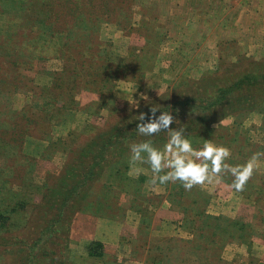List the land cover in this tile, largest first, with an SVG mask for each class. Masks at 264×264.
<instances>
[{
	"label": "rangeland",
	"instance_id": "rangeland-1",
	"mask_svg": "<svg viewBox=\"0 0 264 264\" xmlns=\"http://www.w3.org/2000/svg\"><path fill=\"white\" fill-rule=\"evenodd\" d=\"M263 20L264 0H0V264H264V155L242 192L185 191L130 151L166 143L135 129L158 104L193 147L264 153Z\"/></svg>",
	"mask_w": 264,
	"mask_h": 264
},
{
	"label": "clouds",
	"instance_id": "clouds-1",
	"mask_svg": "<svg viewBox=\"0 0 264 264\" xmlns=\"http://www.w3.org/2000/svg\"><path fill=\"white\" fill-rule=\"evenodd\" d=\"M160 112L157 116L156 113ZM150 114L138 116L136 131L143 137H153L158 133H167L163 148L154 146L151 140L131 145V159L146 163L153 173V185L179 183L185 191L197 186L219 183L224 176L231 177L230 187L242 192L254 174L255 162L264 153H254L243 165L228 163L231 151L228 147L206 140L200 147H193L192 141L185 135V128L171 125L174 117L161 111L160 105H153Z\"/></svg>",
	"mask_w": 264,
	"mask_h": 264
},
{
	"label": "trees",
	"instance_id": "trees-1",
	"mask_svg": "<svg viewBox=\"0 0 264 264\" xmlns=\"http://www.w3.org/2000/svg\"><path fill=\"white\" fill-rule=\"evenodd\" d=\"M252 78H253L254 80H256V83H260L261 81L264 83V76L261 77L262 79H258V77H256V76H255V77H252ZM247 79L249 80V77H245L244 80H243V79L240 80V82L236 84L237 87H238V88H239V87L241 88L242 84L247 82V81H246ZM241 82H242V83H241Z\"/></svg>",
	"mask_w": 264,
	"mask_h": 264
},
{
	"label": "crops",
	"instance_id": "crops-1",
	"mask_svg": "<svg viewBox=\"0 0 264 264\" xmlns=\"http://www.w3.org/2000/svg\"><path fill=\"white\" fill-rule=\"evenodd\" d=\"M264 24V20L262 21V25Z\"/></svg>",
	"mask_w": 264,
	"mask_h": 264
}]
</instances>
